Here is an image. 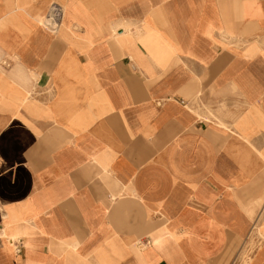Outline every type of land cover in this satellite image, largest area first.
Instances as JSON below:
<instances>
[{
    "label": "crops",
    "instance_id": "crops-1",
    "mask_svg": "<svg viewBox=\"0 0 264 264\" xmlns=\"http://www.w3.org/2000/svg\"><path fill=\"white\" fill-rule=\"evenodd\" d=\"M0 264H264V0H0Z\"/></svg>",
    "mask_w": 264,
    "mask_h": 264
},
{
    "label": "built area",
    "instance_id": "built-area-1",
    "mask_svg": "<svg viewBox=\"0 0 264 264\" xmlns=\"http://www.w3.org/2000/svg\"><path fill=\"white\" fill-rule=\"evenodd\" d=\"M51 15H52V20H53L52 25H53V27H56L58 25V23H59V20L56 17V15H54V14H51Z\"/></svg>",
    "mask_w": 264,
    "mask_h": 264
},
{
    "label": "rangeland",
    "instance_id": "rangeland-1",
    "mask_svg": "<svg viewBox=\"0 0 264 264\" xmlns=\"http://www.w3.org/2000/svg\"><path fill=\"white\" fill-rule=\"evenodd\" d=\"M253 246H254V244H253V243H251V244H250V246H249V248L251 249Z\"/></svg>",
    "mask_w": 264,
    "mask_h": 264
}]
</instances>
